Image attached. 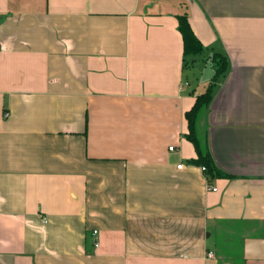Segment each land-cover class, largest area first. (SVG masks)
<instances>
[{"label": "crops", "instance_id": "obj_1", "mask_svg": "<svg viewBox=\"0 0 264 264\" xmlns=\"http://www.w3.org/2000/svg\"><path fill=\"white\" fill-rule=\"evenodd\" d=\"M0 264H264V0H0Z\"/></svg>", "mask_w": 264, "mask_h": 264}, {"label": "trees", "instance_id": "obj_2", "mask_svg": "<svg viewBox=\"0 0 264 264\" xmlns=\"http://www.w3.org/2000/svg\"><path fill=\"white\" fill-rule=\"evenodd\" d=\"M178 19H179V29L183 35L185 56L198 55L202 53L204 50V46L201 40L199 39V37L192 29L188 15L187 14L178 15ZM219 58L224 59L225 65L223 67L221 66L217 67V71L215 74V78L217 79L227 69L226 57L219 56ZM212 98H213L212 85H209V87L203 93L197 96L196 102L193 105V107L186 112V118L189 122V133L187 134V136L195 144L199 154L198 159L196 161L202 164V166H205L206 167V170L204 171L205 174L211 176L216 173V166L210 154L208 152L203 153L201 150V144L197 138V133H196V122L200 110L204 106L208 105L211 102Z\"/></svg>", "mask_w": 264, "mask_h": 264}, {"label": "rangeland", "instance_id": "obj_3", "mask_svg": "<svg viewBox=\"0 0 264 264\" xmlns=\"http://www.w3.org/2000/svg\"><path fill=\"white\" fill-rule=\"evenodd\" d=\"M225 65V61L222 58L217 59V65L214 63V60L209 58V61L206 60V62H204V66L206 67L204 72H205V76L210 75L214 73L213 69L215 68V66H221L223 67Z\"/></svg>", "mask_w": 264, "mask_h": 264}, {"label": "built area", "instance_id": "obj_4", "mask_svg": "<svg viewBox=\"0 0 264 264\" xmlns=\"http://www.w3.org/2000/svg\"><path fill=\"white\" fill-rule=\"evenodd\" d=\"M170 149L173 150L174 149V146H171ZM181 166H182V164L179 165V167H181ZM202 169H203V171H205L206 170V167L205 166H202ZM209 188H212L214 190H217V187H215V186L212 187L211 185H209ZM94 232H95V234H97L98 231L95 230ZM95 245L98 246L99 245V242L96 241L95 242ZM209 256H214V254L212 252H209Z\"/></svg>", "mask_w": 264, "mask_h": 264}]
</instances>
